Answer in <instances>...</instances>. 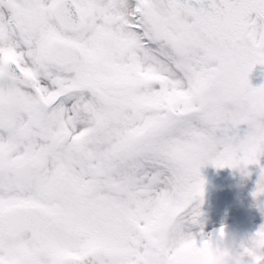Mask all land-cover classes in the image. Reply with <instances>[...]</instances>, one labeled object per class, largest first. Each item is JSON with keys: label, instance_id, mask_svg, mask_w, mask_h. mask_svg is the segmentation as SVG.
I'll return each instance as SVG.
<instances>
[{"label": "snow or ice", "instance_id": "snow-or-ice-1", "mask_svg": "<svg viewBox=\"0 0 264 264\" xmlns=\"http://www.w3.org/2000/svg\"><path fill=\"white\" fill-rule=\"evenodd\" d=\"M257 65L264 0H0V264H204L201 169L264 156Z\"/></svg>", "mask_w": 264, "mask_h": 264}, {"label": "rangeland", "instance_id": "rangeland-1", "mask_svg": "<svg viewBox=\"0 0 264 264\" xmlns=\"http://www.w3.org/2000/svg\"><path fill=\"white\" fill-rule=\"evenodd\" d=\"M249 79L254 87L264 85V65H257ZM201 173L206 180L200 218L205 238L227 226L242 239H250L264 226V196L257 198L253 195L264 174V156L260 157L258 165L243 170L207 164ZM200 228L197 225L191 230L199 233Z\"/></svg>", "mask_w": 264, "mask_h": 264}, {"label": "clouds", "instance_id": "clouds-1", "mask_svg": "<svg viewBox=\"0 0 264 264\" xmlns=\"http://www.w3.org/2000/svg\"><path fill=\"white\" fill-rule=\"evenodd\" d=\"M201 259L204 264H260L264 247L251 245L249 239H242L224 226L222 234L212 237L210 250Z\"/></svg>", "mask_w": 264, "mask_h": 264}]
</instances>
